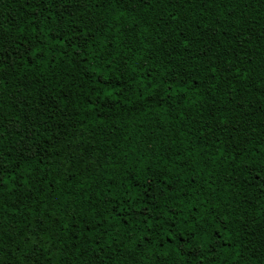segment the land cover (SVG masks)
I'll use <instances>...</instances> for the list:
<instances>
[{"label": "trees", "instance_id": "obj_1", "mask_svg": "<svg viewBox=\"0 0 264 264\" xmlns=\"http://www.w3.org/2000/svg\"><path fill=\"white\" fill-rule=\"evenodd\" d=\"M209 2L85 0L67 47L73 19L0 0L44 49L0 84V264H264V0Z\"/></svg>", "mask_w": 264, "mask_h": 264}, {"label": "snow or ice", "instance_id": "obj_2", "mask_svg": "<svg viewBox=\"0 0 264 264\" xmlns=\"http://www.w3.org/2000/svg\"><path fill=\"white\" fill-rule=\"evenodd\" d=\"M85 0H35V3L32 2V0H22V4L25 5L28 9L31 10V13L33 14L31 18L27 21L28 24H30L33 28V32L38 33L42 32V29L40 28V20L43 17L44 19H51L53 13L49 11L50 8H54L55 15L60 17V26L61 28L64 27L63 25V18L68 17L73 19L74 27L72 29H69L66 32H57L54 35V38L60 41H63L67 39L69 41V44L67 47L72 46V42L74 39H81L83 38V43L81 44V47H83L85 44H87V38L89 37V34L91 32V29L88 31H85L84 28L80 26V24L75 23L74 18L75 16L80 12V6L84 4ZM120 3H123L124 0H119ZM141 3L145 4V7H152L151 0H140ZM182 2L192 5L193 0H182ZM212 2L214 0H210L208 4L205 5L206 8H210L212 6ZM241 2H247V0H241ZM200 3L204 4V0H200ZM232 9H229V12H232ZM44 13H48L47 16H44ZM175 19L176 17L173 16ZM7 19V17H5ZM15 26L19 29V23L16 21L15 18L8 20L7 25H5L3 22H0V84L3 83L4 80V73H5V65H7L9 68L16 63L17 57L19 56L21 59L25 57H32V58H39L40 53L43 52V47H40L39 44L36 41H29L25 39V43H27L29 46L25 48L23 51H20L22 45L17 43L16 38L12 35V28ZM207 26V25H206ZM23 29H20V32L23 33ZM177 39L181 41V45L183 49L187 50L189 48V37L187 34L183 32H177L176 33ZM37 40H39V37H37ZM165 43H169L168 40L165 41ZM39 47V52H34L33 48ZM211 51V48H209L207 51L204 49H201V52L203 53L205 58L208 57V52ZM172 58V54L169 53V59ZM218 59H224V57H218ZM28 61L25 60V63ZM231 63V62H230ZM216 65H213L211 68V71L213 73L212 79H215V73L217 71ZM194 70V69H193ZM226 71H230V69L227 67V65L224 66V69ZM183 79V77H181ZM117 91H120V88H116ZM169 92H171V88L168 89ZM107 95L111 96V93H108ZM4 107V104L0 102V109ZM8 119V116H0V148H2L3 141L7 136H11L13 133L10 130H7L8 126L6 125L5 121ZM17 120H19V117H16ZM17 135H20V133H17ZM23 139V136H21ZM50 140L51 137H48ZM35 152L43 151V146L41 145L40 148L32 150ZM31 154V153H30ZM238 158V157H237ZM8 157L5 155V152L0 150V198L3 197L5 192H10L12 189L7 188L6 185L9 183L8 179H6V176L8 173L5 170L4 161L7 160ZM254 171V170H253ZM261 172H264V168L261 169ZM12 180H16V176L12 175ZM252 180L254 181L253 186L257 187L261 190V195H264V176L261 175V173H255L252 176ZM145 193H147V189H145ZM261 207H264V204L261 205ZM143 215L144 213H139ZM175 214V213H174ZM222 219V218H221ZM198 223V222H197ZM253 223H258V221L253 220ZM151 227V226H149ZM172 227H175L173 224ZM183 235V234H181ZM253 235H257L255 231H253ZM193 237H195V231L193 232ZM144 238H142L143 240ZM259 239L261 241L260 247L258 249L259 255L256 256V259H264V229L261 230L259 234ZM150 243V241H148ZM103 249L101 248V251ZM215 250L214 248L212 249ZM199 255V253H196ZM95 259L99 260L102 264L103 257L98 253L95 257Z\"/></svg>", "mask_w": 264, "mask_h": 264}]
</instances>
